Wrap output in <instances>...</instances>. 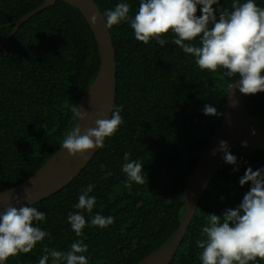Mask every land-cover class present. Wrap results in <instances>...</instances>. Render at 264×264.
<instances>
[{"label": "trees", "instance_id": "1", "mask_svg": "<svg viewBox=\"0 0 264 264\" xmlns=\"http://www.w3.org/2000/svg\"><path fill=\"white\" fill-rule=\"evenodd\" d=\"M43 1L0 0V43L12 28L6 24ZM94 1L102 14L118 3H128L130 18L140 3ZM254 2L264 8V0ZM231 4L232 0H219L213 8L231 10ZM110 33L116 67L114 109L122 107L123 123L72 181L29 206L45 212L46 219L33 224L50 238L6 264H39L44 247L67 252L77 241L88 247L84 253L88 264H134L165 244L176 230L185 209L188 178L223 118L227 88L237 78L225 77L222 69L201 71L194 57L172 43L171 33L162 37L164 46L155 40L137 41L127 21L114 25ZM192 43L198 45V38ZM98 69L94 36L79 10L66 2L57 0L15 32L0 51V191L27 179L59 148L76 120L68 106H77ZM243 102L250 114L264 116V92L244 95ZM205 104L223 115H204ZM126 152L129 160L143 165L145 184L125 187L127 177L121 169ZM230 153L237 164L222 162L168 264H200L202 250L196 242L202 238L208 214L222 215L225 209L236 208L250 188L239 185L245 170L264 168V150L234 144ZM89 184L94 185L89 196L96 197L91 213L74 208ZM77 211L87 222L79 237L67 220ZM97 213L114 217L113 224L103 229L92 226Z\"/></svg>", "mask_w": 264, "mask_h": 264}, {"label": "clouds", "instance_id": "2", "mask_svg": "<svg viewBox=\"0 0 264 264\" xmlns=\"http://www.w3.org/2000/svg\"><path fill=\"white\" fill-rule=\"evenodd\" d=\"M219 0H140L134 18L129 17L130 5L118 3L113 9L102 14L107 29L127 21L134 32V38L144 44L155 40L160 46L166 44L162 37L172 34V43L195 59L201 71L217 72L229 79L236 77L232 84L243 95H255L264 92V8L257 6L254 0H232L231 10L214 9ZM199 6V9H198ZM199 10V16L197 11ZM218 12V15H217ZM97 22V16H91V23ZM199 40L198 45L192 42ZM230 88V89H231ZM73 117L79 120L91 119L88 112L81 111L76 105H69ZM122 107L111 109L110 118L101 111L95 119V127L83 131L78 126L70 129L59 147L66 150L69 157L79 156L88 159L89 154L104 147L106 138L113 136L123 123ZM206 116L223 115L215 107L205 104ZM254 134V133H253ZM244 142L243 146H246ZM223 160L236 165L237 158L229 151L226 141H220L218 149ZM130 153L124 154L125 163L122 172L127 179L125 187L131 184H145L142 175L143 165L129 160ZM233 171H238L234 167ZM250 184L249 190L236 208L225 209L222 215L208 214L206 226L200 232L202 237L196 246L202 251L198 259L200 264H255L264 262V168L253 171L248 167L239 179L243 187ZM94 185L82 189L78 203L74 208L91 213L96 197L89 196ZM19 203V200L13 197ZM46 214L35 207L11 203L0 211V264H6L11 257L31 252L39 242L50 233L34 226V221H44ZM72 231L82 236L86 220L80 211L69 213L67 217ZM114 217L99 213L91 219V225L101 229L113 224ZM88 247L81 241L71 244L67 252L44 247V255L39 264H88L84 255Z\"/></svg>", "mask_w": 264, "mask_h": 264}, {"label": "water", "instance_id": "3", "mask_svg": "<svg viewBox=\"0 0 264 264\" xmlns=\"http://www.w3.org/2000/svg\"><path fill=\"white\" fill-rule=\"evenodd\" d=\"M57 0H44L38 7L25 13L11 25L12 28L4 40L0 43V51L9 42L20 26L30 17L43 9L53 6ZM77 8L88 24L99 52V69L90 85L80 96L77 107L81 111H87L91 119H76L71 129L78 126L83 131L86 128L95 127L97 113L103 111L110 118L111 109H114L116 98V67L115 49L110 29H107L103 21L102 12L94 0H61ZM97 16V22L91 23V16ZM229 84L224 101L223 118L209 138L206 146L198 155L197 162L192 169L186 184L183 201L185 209L178 221L176 230L172 237L162 246L147 253L134 264H168L172 261L188 226L195 214L197 205L208 184L214 177L222 164L223 153L213 150L218 149L220 141H226L229 151L234 144L246 148L264 150V116L250 114L244 105L243 94L238 87L231 88ZM231 88V89H230ZM254 133V134H253ZM98 149L92 151L88 159L79 156L69 157L66 150L60 147L46 160L31 176L21 183L0 191V211L8 204L19 208L31 206L42 199L49 197L64 186H66L80 171L88 164ZM13 197L19 200V203Z\"/></svg>", "mask_w": 264, "mask_h": 264}]
</instances>
